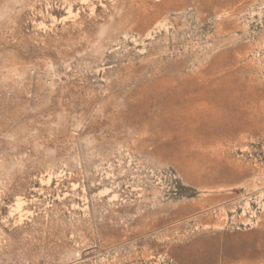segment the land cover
I'll return each mask as SVG.
<instances>
[{"label":"rangeland","instance_id":"obj_1","mask_svg":"<svg viewBox=\"0 0 264 264\" xmlns=\"http://www.w3.org/2000/svg\"><path fill=\"white\" fill-rule=\"evenodd\" d=\"M0 264H264V0H0Z\"/></svg>","mask_w":264,"mask_h":264}]
</instances>
